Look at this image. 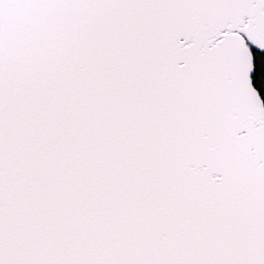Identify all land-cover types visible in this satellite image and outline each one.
Wrapping results in <instances>:
<instances>
[{
    "label": "snow or ice",
    "instance_id": "1",
    "mask_svg": "<svg viewBox=\"0 0 264 264\" xmlns=\"http://www.w3.org/2000/svg\"><path fill=\"white\" fill-rule=\"evenodd\" d=\"M0 264H264V0H0Z\"/></svg>",
    "mask_w": 264,
    "mask_h": 264
}]
</instances>
